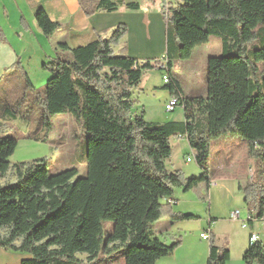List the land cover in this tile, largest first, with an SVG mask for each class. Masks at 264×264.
Listing matches in <instances>:
<instances>
[{
	"label": "trees",
	"instance_id": "1",
	"mask_svg": "<svg viewBox=\"0 0 264 264\" xmlns=\"http://www.w3.org/2000/svg\"><path fill=\"white\" fill-rule=\"evenodd\" d=\"M78 3L86 17L140 9L125 0ZM161 12L164 69L158 68V60L137 61L122 50L115 52L127 33L119 24L106 38L97 35L85 46L57 45L68 55L41 65L50 76L41 89L34 87L20 63L0 77L1 117L32 120L48 128L50 116L69 114L87 139L85 177H76L74 169L50 175L45 159L11 164L17 140L0 126V249L26 255L20 264H94L102 255L111 259L116 254L124 264H156L172 255L180 240L165 245L154 236L153 225L163 218L197 217L175 213L174 203L163 200L180 189L207 201L210 147L228 136L242 140L248 156L257 159L252 180L240 190L248 226L263 220L264 0H179L163 5ZM34 18L45 37L58 28L41 8ZM211 36L219 37L221 53L207 59L206 97L185 98L171 75L173 63L189 59ZM252 41L258 47L247 49ZM153 69L166 73L164 88L183 109V121L148 122L142 114L132 115L133 91ZM177 137L193 151L200 177L167 168L170 139ZM107 222L112 229L105 234ZM207 241L206 264H226L228 248L218 246L212 233ZM242 262L264 264V244L248 243Z\"/></svg>",
	"mask_w": 264,
	"mask_h": 264
},
{
	"label": "rangeland",
	"instance_id": "2",
	"mask_svg": "<svg viewBox=\"0 0 264 264\" xmlns=\"http://www.w3.org/2000/svg\"><path fill=\"white\" fill-rule=\"evenodd\" d=\"M254 47H258L257 41L247 44V49ZM220 53L219 37L211 36L207 44L194 48L189 59L173 63L171 75L179 83L183 97L188 99L206 97L207 59L217 57ZM42 72L44 71L36 69L32 64L29 73L34 87L37 89H41L48 80L42 81L39 78ZM148 72L143 80L149 84L146 90L140 91L138 87L133 91L132 115L142 114L144 120L148 122L183 121L184 112L180 106H176L172 112L165 111V105L170 100L169 91L164 88L162 82V76L166 73L157 69ZM2 125L5 126L3 131L17 140L15 151L8 160L11 164L45 159L50 175L74 169L77 173L76 177L86 176L87 139L69 114L50 116L48 128L37 127L32 120L22 121L18 118L4 119L0 122V126ZM233 139L242 142L238 138L228 136L221 138L218 143L216 142L210 147L208 174L210 179L218 184V189L212 190L210 197L208 193L207 201L204 203L199 201L195 192H188V194L183 193L180 189H175L174 198L178 201L174 208L183 210L185 212L183 214L194 215L197 218L190 221H170L169 218H163L161 220L166 221L164 227L161 224L153 226L154 236L165 245L180 240V245L175 250L176 253L161 258L158 264H206L209 242L200 239V234L205 232L215 236L218 246L228 248L230 258L226 264H244L242 262L243 253L238 248L244 241L248 246L249 229H242L239 222L230 220L229 215L230 212L238 210L242 219H245L247 212L243 194L237 190V180H249V168L252 170L251 175L253 176L257 159L247 154L236 153L237 151L224 152V145L232 143ZM170 147L171 157L166 162L168 169L173 166L180 168L188 174L185 176L188 178L201 176L202 171L196 165L193 151L185 139L182 137L171 138ZM187 158L191 160L189 163L186 162ZM10 180L9 178L8 181ZM3 182L1 181V184ZM247 183L248 181L245 185ZM193 197L196 201L193 200ZM210 218L213 221H210ZM254 223H258L257 230H263L259 221L255 220ZM111 229V222L104 224L105 234L110 233ZM79 258L84 259L85 257L79 256ZM94 264H124V262L122 256L116 254L111 259L102 255Z\"/></svg>",
	"mask_w": 264,
	"mask_h": 264
},
{
	"label": "crops",
	"instance_id": "3",
	"mask_svg": "<svg viewBox=\"0 0 264 264\" xmlns=\"http://www.w3.org/2000/svg\"><path fill=\"white\" fill-rule=\"evenodd\" d=\"M125 1L138 3L140 9L129 11L120 8L113 13L97 12L90 17H86L79 6L78 0H0V77L13 71L17 63H20L34 85L29 73L32 64L33 67L35 66L36 69L41 70V65L55 56L68 55L67 52L59 51L57 45L64 44L69 49L85 46L94 41L97 35L106 38L111 30L119 24L127 27V33L119 45L114 48L115 52L122 50L127 57L137 61L164 60L165 23L161 10L163 5L176 4L179 0ZM40 8L51 22L58 25V28L50 37L43 36L37 28L34 16ZM148 73L146 72L141 80L140 91H145L147 85H149L147 81H143ZM48 77L49 75L44 72L39 76L42 81L48 79ZM0 114H4L1 109ZM4 119L0 116V122ZM233 140L232 143L224 145V152L237 151L236 153L247 154L245 143L236 139ZM170 169L179 170L180 168L173 166ZM248 170L250 171L249 180H237L239 193H242L240 188L245 185L246 181L252 180V170L250 168ZM184 175L187 176L188 174L184 172ZM210 181L209 197L212 190L218 189V184L212 179ZM193 200L196 201L195 198ZM170 201L174 203L172 206L173 212L185 213L183 210L174 208L177 206L178 201L174 198V194L171 198L163 200V202ZM210 220L212 219L210 218ZM165 222L161 220L153 226L161 224L164 227ZM259 222L262 224L263 230H257L258 223H252L247 229H249V234L255 232L259 237V242L264 244V220ZM246 248L247 244L244 241L238 249H241L240 251L243 253ZM26 258L27 256L24 254L0 249V264H20ZM158 262L160 261L158 260L156 264Z\"/></svg>",
	"mask_w": 264,
	"mask_h": 264
},
{
	"label": "built area",
	"instance_id": "4",
	"mask_svg": "<svg viewBox=\"0 0 264 264\" xmlns=\"http://www.w3.org/2000/svg\"><path fill=\"white\" fill-rule=\"evenodd\" d=\"M162 1H165V0H162ZM165 65H166L165 61L162 60V61L159 62L158 68H163L164 69ZM168 81H169L168 77L166 75H163L162 76V82L164 84H167ZM177 103L178 102H177L176 99L169 100L168 103L165 105V111L172 112L174 110V108L177 106ZM186 162L189 163L190 159H186ZM229 218L233 222H239L242 229L249 228L248 221L250 219V216H249L248 213H246L245 219H242L240 211L235 210L232 213H230ZM263 220H264V218H263ZM208 238H209V235L206 232L200 234V239L201 240L207 241ZM258 240H259V237H258V235L255 232H251L249 234V238H248L249 245H253L254 243L258 242Z\"/></svg>",
	"mask_w": 264,
	"mask_h": 264
},
{
	"label": "bare ground",
	"instance_id": "5",
	"mask_svg": "<svg viewBox=\"0 0 264 264\" xmlns=\"http://www.w3.org/2000/svg\"><path fill=\"white\" fill-rule=\"evenodd\" d=\"M171 99H176V98H171V97H170V100H171ZM176 100H177V99H176ZM187 159H189V158H187ZM190 161H191V160H190ZM258 241H259V240H258Z\"/></svg>",
	"mask_w": 264,
	"mask_h": 264
}]
</instances>
